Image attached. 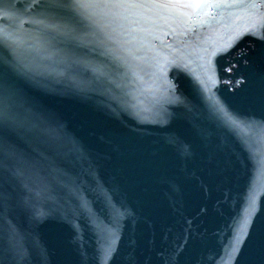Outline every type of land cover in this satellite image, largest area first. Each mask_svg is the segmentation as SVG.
<instances>
[{
    "label": "water",
    "instance_id": "water-1",
    "mask_svg": "<svg viewBox=\"0 0 264 264\" xmlns=\"http://www.w3.org/2000/svg\"><path fill=\"white\" fill-rule=\"evenodd\" d=\"M262 17L0 0V264H264Z\"/></svg>",
    "mask_w": 264,
    "mask_h": 264
},
{
    "label": "snow or ice",
    "instance_id": "snow-or-ice-1",
    "mask_svg": "<svg viewBox=\"0 0 264 264\" xmlns=\"http://www.w3.org/2000/svg\"><path fill=\"white\" fill-rule=\"evenodd\" d=\"M84 6V0H81V7ZM234 5L232 4H212V5H184V7H196V8H203V7H208V8H230L233 7ZM252 7H255V5L253 4ZM206 14V13H205ZM262 21H264V17L261 18ZM264 28V23L261 24H257V25H252L250 27H247L244 31L238 32L235 36L232 37V40L229 42L228 45H226L227 47H231L232 43L235 42L236 40H238L239 38H241L243 35H247V34H252L255 35L257 34V32ZM260 38L264 39V36H261ZM225 48V50H226Z\"/></svg>",
    "mask_w": 264,
    "mask_h": 264
}]
</instances>
